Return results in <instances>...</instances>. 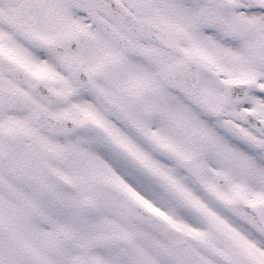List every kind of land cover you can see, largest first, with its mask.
Here are the masks:
<instances>
[{
    "label": "snow or ice",
    "instance_id": "6c2138e0",
    "mask_svg": "<svg viewBox=\"0 0 264 264\" xmlns=\"http://www.w3.org/2000/svg\"><path fill=\"white\" fill-rule=\"evenodd\" d=\"M0 264H264V0H0Z\"/></svg>",
    "mask_w": 264,
    "mask_h": 264
}]
</instances>
